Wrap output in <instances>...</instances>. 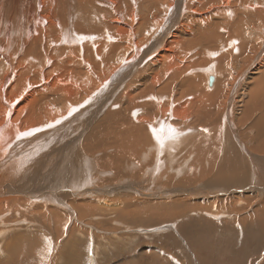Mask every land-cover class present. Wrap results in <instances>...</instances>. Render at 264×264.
<instances>
[{"label":"bare ground","instance_id":"6f19581e","mask_svg":"<svg viewBox=\"0 0 264 264\" xmlns=\"http://www.w3.org/2000/svg\"><path fill=\"white\" fill-rule=\"evenodd\" d=\"M122 1L123 3L120 0H37L38 13L34 14L32 10L31 15V8H27L30 16L27 15L29 19L26 21L20 15L21 19L18 18L16 15L19 12L16 14L15 11V15L11 8L10 13L13 12L17 18L7 12L11 18L4 20L0 1V197L16 194L8 199L20 200L19 205L31 206L32 202L44 206L54 204L64 210L71 207L75 212L84 214L85 212H80L84 207L71 196H86L82 199L84 201L91 197V192L93 199L86 201L96 203L94 200L101 202L99 194L109 195L117 190V185L114 184L112 185L115 187L105 183V186L97 187L96 181L87 177L94 170L92 166L98 158H92L95 155L93 153L105 152L109 148H113L114 153L100 156L107 160L99 164V169H113V164L116 170L110 169L114 172L111 175L119 177L122 174L136 183L141 174L140 177L147 178H143L146 179L144 183L164 189L154 192L156 195L177 197L182 187L190 188L201 183L182 182L184 184L172 185V190L170 187L167 189L165 184H154V176L160 177L161 170L167 165L165 172L163 171L167 175L179 176L187 169L186 166L182 168L184 171L181 167L173 169L171 166L175 165V153L184 144L188 131L194 133L195 129L186 126L187 121L183 116H179L183 127H172L170 119H176V115H180L177 108L172 110L174 114L163 121L170 108L161 103L155 109L150 107L147 90L158 86L157 76L145 72L140 75L141 78L134 76L133 81L126 84L124 82L128 77L138 74V69L143 64L161 71L164 76L169 74L172 67L171 70L178 79L183 72L182 62L188 65L195 58L198 59L196 62H200L205 57L208 58L206 67L210 71L205 70L208 73L204 81L206 83L212 77V84L208 87L213 86L214 89L197 95L202 102L207 99L218 100L219 86V90L228 95L229 105L241 79L251 78L254 81L250 90L251 104L236 119V127L241 126L239 124L243 117L253 115L249 120L252 123L249 131H253V134H249V142L255 154H248L250 165L240 168L227 164L225 158L221 162V157L228 152L221 153L217 152V148L214 149L212 155L215 156L214 159L220 156V162L218 165L215 160V165L214 161L210 162L211 165L205 163L199 170L202 184L214 185L219 192H224L219 196L241 192L245 186L241 182L249 181L245 189L259 187V179L264 182V158L258 157V154L264 155V59L253 68L249 66L254 58L257 61L264 55V0ZM55 2L60 6H54ZM21 3V0H15V10L22 7ZM137 6H142L140 11H137ZM85 7L96 8V13L100 14H93L91 10L88 14ZM145 7H151L147 17H152L155 11L162 13L166 10V13L168 10L171 24L159 27L155 36L151 34L145 37V33L149 34L153 26H158V20L154 17L152 21L147 20V30L140 35L142 25L146 24L141 21L145 18L146 12L142 11H145ZM74 9L78 14L70 15ZM44 10H47L45 14L42 13ZM80 10H84L83 14H80ZM70 16L77 21L72 22ZM83 18L86 21L81 24L79 20ZM89 18H97L98 29L89 28ZM92 34L95 35L90 36ZM162 47H166V50L151 60L149 54ZM181 47L183 49L180 50ZM191 50L198 52L193 53ZM235 73H239L236 78ZM209 74H215V77ZM229 78L230 86L224 89V80ZM95 94L99 96L101 105L90 108L87 101ZM113 95L115 98L111 103ZM109 103L116 107V112H104ZM129 109L132 111L127 113ZM228 110L229 108L223 112L227 120L230 116ZM73 111L78 113L72 115ZM98 112H102L103 116L94 125ZM126 113L133 114L136 126H133L134 122L130 123L132 118H126ZM148 113L159 119L148 122ZM79 118L82 120L76 122ZM141 124H144V128ZM115 125L119 127L112 128ZM143 143L145 147L135 154V148L139 149ZM237 143L242 150H246L247 145L243 140L237 139ZM100 174L102 173H98V178L96 176L98 181L102 177ZM126 178L120 182L118 180L119 185L130 187L127 182L129 179ZM185 180L187 182L188 179ZM136 183L133 187L137 194L154 196L153 192L143 191L142 186ZM231 189L232 192L229 193ZM103 203L108 204L106 200ZM203 203L206 204L203 209L213 212V208L218 211L226 207L229 201L223 197L221 200L214 199L212 203L203 199ZM51 208L40 213L42 221L48 227L51 223L62 225L65 222L62 214L60 211L51 212ZM119 210L125 212L126 208ZM8 245L5 242L2 250H6ZM151 258L149 255L148 259Z\"/></svg>","mask_w":264,"mask_h":264},{"label":"rangeland","instance_id":"374dc122","mask_svg":"<svg viewBox=\"0 0 264 264\" xmlns=\"http://www.w3.org/2000/svg\"><path fill=\"white\" fill-rule=\"evenodd\" d=\"M0 1L2 2L4 20L11 18H9V15L13 14V12L10 13V8L14 9V14L15 11L17 14L18 11L19 13L15 15L18 18L20 16L23 17L22 19H25V21L27 18L29 19L30 16V14L27 13L29 8H31V12L33 10L34 14L38 13L37 0H21V6L23 8L18 7V5V10L14 8L15 0ZM24 2L28 6H26ZM120 2L123 3L122 0H120ZM69 3L72 4V2ZM55 5L60 6V4L56 2L54 3V6ZM7 6H9V8H7ZM140 7L142 6H137V11H140ZM85 8L88 14L90 10L93 14L96 13V8ZM150 9L151 7H145V11L142 9V11L146 13L145 18H143V20L141 19V21H144L146 24L142 25L140 30L141 33L140 31L139 33L142 35L145 30H147V20L152 21L154 17L158 20V26H153L149 34L145 33V37H149L151 34L155 36L157 34L155 31H158L159 27H168L171 24L168 10L166 13V10H163L162 13L155 11L152 17H147V13ZM75 10L76 9H74L70 15L78 14L76 12L77 10ZM54 11L58 13L56 9H54ZM33 12L31 15H33ZM46 12L47 10H44L42 13L45 14ZM83 12L84 10H80V14H83ZM28 14L29 16H27ZM96 14H100V12ZM15 15L14 18H17ZM84 18L81 21L79 20L81 24L83 21H86ZM70 20H72V22L77 21L72 19L71 16ZM94 20L93 18L88 19V21H90L89 28L96 27V29H98L99 23L96 21L97 18L95 21ZM193 34L195 35V33ZM93 35L95 34L90 36ZM175 49L178 50L177 48ZM181 49L183 48L181 47L180 50ZM163 50H166V47L153 51L149 54V57L153 60ZM191 51H193V53L198 52L197 50ZM200 55L202 57V54ZM263 59L264 55L258 58L257 61L254 58L249 68H253ZM197 60L198 59L195 58L188 65H184V62H182L183 72L178 79L175 78L174 74L176 73L171 70L172 67L170 68L169 74L164 76L161 71L155 70L147 64H143L138 69V74L133 75V77H128L124 84L133 81L135 77L141 78L142 76L140 75L145 72L149 73V75L157 76L159 80L158 86H154L155 89L149 87L147 90V95L150 96L148 98L150 107L155 109L158 104L161 103L170 108L166 111V116L163 121L171 114H174L172 110L177 108L180 115H176V119H170L172 127L182 128L183 126L180 124L181 118L179 116H183L187 121L186 126L188 128L191 127L190 129H192V127L195 129V134L188 131L186 135L187 138L184 141L185 145L181 144L183 149L180 147L179 150L176 151L175 165L171 166V164H169L173 169H179L181 167V170H183V166H186L187 169L185 171L183 170L184 173L182 172L183 174L179 176H173V174L167 175L164 174L167 165L164 167V170H161L160 177L154 176L155 179L153 180H156L154 184L157 186L165 184L167 189H170L172 185L176 186L189 182L197 184L199 181H201V183L195 184L196 186L190 188L182 187L180 189V195L177 197L156 195L157 193L154 192L157 190L163 191L164 189L153 187L151 184L149 186L146 182L144 183L147 178L143 177L146 178L143 179L140 177L141 174L139 175V181L136 183L134 181L132 182V179L124 177L121 173V175H118L119 177L123 176L121 178L117 177V175H111L114 173L111 170L115 169L113 164L111 165L113 169H99V164L107 160V158H100V156L104 154L110 155V153L113 154V148H109L105 152L93 153L95 155L92 158H98L95 160V164L93 163L94 166H92V168L94 170H92L87 177H91L92 180H95L97 187L99 185L100 187L105 186V184L110 187H115L117 185L115 187L117 190H113L109 195L99 194L101 202L94 200L96 203L86 201L93 199V194L91 192V197L84 201H82V199L86 196H71L70 198L84 207L83 211L80 210L81 213L85 212L84 214L75 212L71 207L64 210L54 204L44 206L32 202V207L27 204L19 205L18 203H21L20 200L13 198L10 200L8 199V197L16 196V194H8L4 197H0V199L2 198L0 200V204L2 205H0V253L5 246V242L9 244L7 249H4V251L2 250L3 252L0 254V259H3L0 261V264H139L141 262V264H144L143 262L147 261L148 263L145 264L151 262L154 264H264L263 179H259L260 183L257 184L259 186L257 188L253 186L251 189H245L249 181L241 182V185H245L244 188L242 187L243 189H241V192L235 191L232 194L225 193L223 196H219L224 192H219L218 188L214 185L202 184L203 180L200 179L201 175L199 171L206 165L205 163L210 164V162L212 163L214 160L218 165L220 156L214 159L215 156L212 155V151L216 148L217 152H228L223 158L221 157V162H223L225 158V162L229 165H236L240 168L241 166L244 168L250 165V157L248 154H255L249 142V134H253L252 130L249 131V127L252 124L249 120L253 118V115L251 114L249 118L243 117L240 120V127H236V119L242 115V111L249 109L251 104L250 90L254 86V81L251 78L241 79L229 105L228 95L220 91L219 86L217 90L218 100L207 99V101L202 102L197 95L204 94L205 91L213 90L214 88L213 86L208 87V79L206 83L204 81L205 75L208 73L205 72V70H209V68L206 67L208 65V58L205 57V59H201L200 62H196ZM228 65L229 64H227V66ZM231 66L232 62L230 64V69ZM209 75L215 77V74ZM238 75L239 73H235V78ZM170 80L172 82H170ZM230 82L231 78L225 79L223 88L229 87ZM169 86L171 87L170 89L167 88ZM114 98L115 95L111 97V103ZM157 100L163 101L158 102ZM87 103L90 108H94L95 106L99 107L101 105L97 94L93 95ZM121 105H123V103H121ZM137 107L139 108V106ZM227 108H229L227 111L230 114L229 120L225 119V114L223 115V112ZM139 109H141V107ZM116 110V107L110 106L109 103V107L105 109L104 112L111 111L110 113H113L116 112ZM130 110L131 109H129L127 113H129ZM75 113L78 112L73 111L72 115ZM127 113L126 118H132V120H130L132 124V122H134L133 114L128 115ZM153 115L152 113L147 114L146 117L148 118V122L152 123L158 117ZM102 116L103 113L98 112L94 120V125ZM81 120L82 118L76 119V122H80ZM136 125L137 124L134 122L133 126ZM141 126L144 128V124H141ZM117 127H119V125H115L112 128ZM237 139L245 142V146L247 145L246 150L241 149L237 143ZM141 145L139 149L138 147L135 148V154L138 153L137 150H142L145 147L144 143ZM82 153L85 154L87 152L82 151ZM258 155V157L264 158V155ZM209 159L211 160L209 161ZM215 161L213 162L214 165ZM174 162L172 164H174ZM134 164L137 165L136 162ZM187 164L190 165L188 166ZM96 172L97 175H95ZM98 173H102L100 175L103 178L100 177V181L96 179V176L97 178L99 176ZM80 175L82 174L80 173ZM164 176L165 178H163ZM124 178L129 179L127 182L130 187H122L119 185L120 183H118V180L120 182ZM109 179H112V181H109ZM185 179H188L187 182ZM135 183L140 187L142 186L141 189L143 188V191L146 190L148 193L153 192L154 196L137 194L134 191L135 187H133ZM143 185H145V187ZM170 190H172V188ZM231 192L232 189L229 193ZM223 197L227 198L229 201L226 207H222L218 211L213 208V212H207L203 209V207L206 206V204L203 203V199L212 203L214 199L221 200ZM104 200H106L108 204L103 203ZM130 201L134 203H130ZM50 208L52 209L51 212L54 211V213L60 211L59 213L62 214V218L65 221L62 225L58 226L51 223L52 225L50 224V227H48L49 225L42 221L40 213ZM119 208H126L127 211H120ZM191 208H194V210L192 211ZM216 211L217 213L215 214ZM149 255H151V259H148ZM5 256L7 258H5Z\"/></svg>","mask_w":264,"mask_h":264},{"label":"water","instance_id":"95a60500","mask_svg":"<svg viewBox=\"0 0 264 264\" xmlns=\"http://www.w3.org/2000/svg\"><path fill=\"white\" fill-rule=\"evenodd\" d=\"M212 81H213V78L210 77V78L208 79V85H209V86L212 84Z\"/></svg>","mask_w":264,"mask_h":264},{"label":"crops","instance_id":"0c3cea01","mask_svg":"<svg viewBox=\"0 0 264 264\" xmlns=\"http://www.w3.org/2000/svg\"><path fill=\"white\" fill-rule=\"evenodd\" d=\"M8 263H9V261H8ZM142 263V262H141ZM141 263H139V264H141ZM144 264L145 263H148V261L147 262H143ZM7 264V263H6ZM149 264H154L153 262H151V263H149Z\"/></svg>","mask_w":264,"mask_h":264},{"label":"snow or ice","instance_id":"6c2138e0","mask_svg":"<svg viewBox=\"0 0 264 264\" xmlns=\"http://www.w3.org/2000/svg\"><path fill=\"white\" fill-rule=\"evenodd\" d=\"M233 43H235V41Z\"/></svg>","mask_w":264,"mask_h":264}]
</instances>
